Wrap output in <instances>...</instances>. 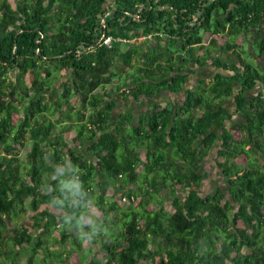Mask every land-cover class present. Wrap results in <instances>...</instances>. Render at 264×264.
<instances>
[{"label": "trees", "instance_id": "obj_1", "mask_svg": "<svg viewBox=\"0 0 264 264\" xmlns=\"http://www.w3.org/2000/svg\"><path fill=\"white\" fill-rule=\"evenodd\" d=\"M263 26L264 0H0V259L264 264V75L241 47L264 52ZM192 64L233 74L185 87ZM164 91L183 102L113 119ZM143 173L162 196L147 218L118 201Z\"/></svg>", "mask_w": 264, "mask_h": 264}, {"label": "rangeland", "instance_id": "obj_2", "mask_svg": "<svg viewBox=\"0 0 264 264\" xmlns=\"http://www.w3.org/2000/svg\"><path fill=\"white\" fill-rule=\"evenodd\" d=\"M144 41H145V43L142 46L146 47L147 44L149 43V40L145 39ZM241 47L244 48L243 54H245V56L248 57V45L244 40H242V46ZM253 48L256 52H259V50H260V48L257 45H253ZM250 60H252V58H250ZM252 62L255 63L258 70L262 72L263 68H262L261 64L256 62V60H252ZM194 67H195V65L192 64L191 70H193ZM210 67L212 69H210L211 71H209V75L206 76V79H208V80H209V78L211 79L213 77L212 75L214 74V69H213L214 65L210 64ZM137 71H138L137 66H136V64H134L133 66H130L129 68L127 67L125 70V73L122 72V75L128 73L127 74L128 78L126 80V81H128V80L132 79V77L137 73ZM119 72L121 73V71H119ZM194 77H195V74L192 75V77H191L192 80ZM199 78H202L201 75H199ZM114 83H115V85H121V83H122L121 77L115 78ZM188 85H185V87ZM181 92H182L181 94L184 95L185 92L184 91H181ZM169 93H171V92H168V91L162 92L158 99L167 100L169 97L172 96ZM178 94L179 93L175 94V96H178ZM182 95H180V96L182 97ZM150 101H152V100H147V101L143 100L142 102L148 103ZM141 108H146V107L142 106ZM127 111H133L135 113H138L136 108H131V106H129V104L128 105L126 104V101H119V105L116 107V109L113 113V119L116 120L117 118H119V114L121 112H127ZM137 117H139V116H137ZM29 147L30 146L28 145V148ZM82 150L86 151V147L83 146ZM142 153H143V156L145 157V152L143 151ZM215 156H216L215 151H213L209 155V157L211 159H215ZM237 161L238 162H245L243 159H237ZM205 173H206V177H207L205 188L207 190H213L214 188H216L219 185H222L226 191L228 190V183H227L226 179L223 177L220 170H218L217 168L212 169L211 167H208V169H206ZM143 176L144 175L142 174V176H140L137 180H135L133 183H131L129 185L130 189H132V191L134 192L133 195L131 194L132 196L129 197L128 191L125 190L123 197L121 199H118V201L124 207L128 206L129 204L134 205L137 208V210L141 214H143L145 218H147V217L151 216L153 214L154 210L159 206V204L162 200V196H161V194L154 192L153 190L148 188V184H147V182H145V179L143 178ZM164 192L166 193V190ZM135 193L137 194L136 197L134 196ZM97 247H98V244L93 245V250L97 251L98 250ZM97 252L99 253V256H102L103 250H99ZM0 264H9V262H6L5 260L0 259ZM14 264H26V257H24V256L19 257L17 260H15ZM68 264H79L77 253H75V255L68 262Z\"/></svg>", "mask_w": 264, "mask_h": 264}, {"label": "crops", "instance_id": "obj_3", "mask_svg": "<svg viewBox=\"0 0 264 264\" xmlns=\"http://www.w3.org/2000/svg\"><path fill=\"white\" fill-rule=\"evenodd\" d=\"M262 31L264 32V26L262 27ZM218 37V43L219 45L223 44L225 42V39L223 38V36H217ZM262 37L260 38V41H261ZM240 41V40H239ZM244 41L247 43L248 45V57L245 56V54H243L244 58L246 59V61H248L250 64H252L253 67H256L255 63L252 62V60H256V62H258L259 64H261L262 66V72L259 71V73L261 75H264V52H262V50H259V52H256L254 49H253V43L254 41L251 39V36L250 35H246L245 38H244ZM244 50V48H243ZM229 53V52H228ZM230 54V53H229ZM199 55H201L202 57L203 56H209L205 51H200L199 52ZM213 57H217V52L216 50L214 51L213 50V53H212ZM225 56L227 57V54L223 53L222 54V58L226 59ZM250 58H252V60H250ZM227 59L230 61H234V57L232 54H230L229 57H227ZM226 59V60H227ZM195 67L193 68V71L195 72V79L193 78V83L199 79H206V76L209 75V71H211L210 69H212L210 67V64L207 65V66H199L198 64H194ZM214 74L212 75L214 78V76L219 73V72H223L225 75H231L233 74L232 71L230 70H224L222 68H217L216 66H214ZM220 69L222 71H220ZM258 69V68H257ZM199 75H201L202 78H199ZM210 79V78H209ZM192 83V84H193ZM238 91V88L236 89V92ZM259 92H264V80L263 81H259L256 85V87L251 91L252 95H256L257 93ZM182 92H180L178 94V96H175L176 93L174 92H171L169 94H171L172 96L169 97L167 100H160V99H153L152 101L148 102V103H145V102H142V103H136V102H133V101H128L126 102V104L129 106H131V108H136V110L138 111V113L136 114H141L145 111H147L148 109L152 108L156 103H160L162 105H177V104H181L183 102V99H184V95L181 94ZM182 95V97L180 96ZM147 101V99L145 100ZM225 105L230 108L231 110H234V100L231 98V99H228L226 102H225ZM142 106H145L146 108H141ZM139 107V108H138ZM152 111V110H151ZM244 116L245 114H240L238 113L237 115H235V120L236 121H244ZM217 130L220 132L221 129L220 128H217ZM235 136L236 137H239L240 136V133L239 132H234ZM206 163H213V159H211L209 156L208 158L206 159ZM203 170V169H202ZM203 172V171H202ZM143 178L146 177V174L143 173Z\"/></svg>", "mask_w": 264, "mask_h": 264}, {"label": "built area", "instance_id": "obj_4", "mask_svg": "<svg viewBox=\"0 0 264 264\" xmlns=\"http://www.w3.org/2000/svg\"><path fill=\"white\" fill-rule=\"evenodd\" d=\"M111 40H112V37H107V38H104L103 39V43L108 45V46H111Z\"/></svg>", "mask_w": 264, "mask_h": 264}, {"label": "clouds", "instance_id": "obj_5", "mask_svg": "<svg viewBox=\"0 0 264 264\" xmlns=\"http://www.w3.org/2000/svg\"><path fill=\"white\" fill-rule=\"evenodd\" d=\"M69 187L73 188V189H78L79 188V184H72V185H69Z\"/></svg>", "mask_w": 264, "mask_h": 264}, {"label": "water", "instance_id": "obj_6", "mask_svg": "<svg viewBox=\"0 0 264 264\" xmlns=\"http://www.w3.org/2000/svg\"><path fill=\"white\" fill-rule=\"evenodd\" d=\"M220 71H222V70L220 69ZM192 83H193V81H192V80H189V81L187 82V84H186V85H188V84H189V85L191 86V85H192ZM189 85H188V86H189ZM186 87H187V86H186Z\"/></svg>", "mask_w": 264, "mask_h": 264}]
</instances>
